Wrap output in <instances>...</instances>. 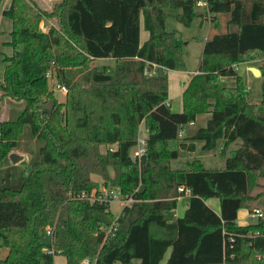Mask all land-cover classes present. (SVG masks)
Listing matches in <instances>:
<instances>
[{"label":"trees","instance_id":"16d2710c","mask_svg":"<svg viewBox=\"0 0 264 264\" xmlns=\"http://www.w3.org/2000/svg\"><path fill=\"white\" fill-rule=\"evenodd\" d=\"M196 1L54 0L46 8L37 0H9L2 9L11 21L3 43L11 50L2 56L0 100L16 101L20 114L0 121V249H7L0 264H54L56 255L65 264L85 258L93 264H160L168 249L166 264H264V214L236 223L238 210L264 194V0H205V16L214 24L220 3L239 2L236 43L201 52L181 111L168 105L167 77L144 74L152 62L186 70L181 45L165 22L171 15L189 25ZM45 19L54 23L44 30ZM141 25L148 32L143 42ZM100 57L114 58L112 68L91 64ZM253 58L260 60L257 103L250 102L236 71ZM48 72L66 87L63 101L50 89ZM229 76L235 77L232 86L222 82ZM49 99L55 104L47 113L38 104ZM202 114H209L205 126L179 136ZM142 124L145 149L133 160L130 149ZM26 127L40 142L38 159L18 179L8 174L16 187L4 186L1 166ZM236 140L241 143L224 168H205L196 158L186 168L170 167L196 142L202 151L224 154ZM92 175L133 202L114 217L110 202L97 199ZM186 193L187 208L176 216L178 198ZM208 198L219 199V214Z\"/></svg>","mask_w":264,"mask_h":264},{"label":"rangeland","instance_id":"374dc122","mask_svg":"<svg viewBox=\"0 0 264 264\" xmlns=\"http://www.w3.org/2000/svg\"><path fill=\"white\" fill-rule=\"evenodd\" d=\"M54 0H37V2L42 6L46 8H50L52 6ZM4 4V0L0 3V80L3 78V72H4V63L2 60V56L4 53H10V47L8 45H4L2 42L3 40L7 39V34L11 28V21L8 17L1 14L2 6ZM197 9V8H196ZM223 10L222 8H220ZM168 12H177L179 9L167 7L166 9ZM223 12H220L218 15V22H224L225 17L222 14ZM166 28L169 30L174 31L176 41L181 45L182 52H183V59L185 61V68L186 70L184 72L182 71H173L168 72L167 74V82H168V98H172L171 100V109L173 111H181L182 110V103L179 95V91L182 89L179 88L180 81H183L185 84L187 83V74L192 75L193 71L197 69L201 51L203 48V43L205 41L204 36L208 32V23L204 22L203 24L198 23V18H193L191 23L189 25H184L179 20L174 18L173 16H167L166 17ZM251 60V59H250ZM249 60V61H250ZM115 61L114 59H109L105 57L95 58L91 61V64H95L98 66V68H101L102 65H108L110 68L114 65ZM162 71V70H161ZM232 84H229L228 82H232ZM242 80L247 86V81L244 75L242 76ZM223 84L226 86H232L235 83V77L229 76L222 79ZM56 84L55 79L49 80V86L50 89H53L54 95L57 98L58 101L64 100V93L59 92L55 89L54 85ZM184 84V86H185ZM178 86V88H177ZM258 88V90L261 88V84L256 83V85H253V88L251 89V92H254V89ZM262 94V91H261ZM21 104V103H20ZM11 105H16V101L9 99V98H2L0 100V115L4 114L6 111L7 117L11 120L17 119L20 114V109L18 107H12ZM194 125L186 124L184 126L185 132L184 135L188 136L191 135L193 132H195L199 127H203L205 125L204 118L202 116L197 117V119L194 122ZM145 125L142 124L139 129V137H146L147 132L145 130ZM195 149L193 152L188 154H181L178 158L171 159L170 160V167L175 168H186L187 162L190 160H193L195 158H198L201 163L204 165L205 168L208 169H220L224 168L225 166V159L228 155H230L233 148H235V144L229 145L224 154H221L219 152V149L210 151L208 153H201L199 148V142L195 143ZM40 145V142L36 141L29 130V127L24 128L20 136L17 140V146L12 150V152L17 153L18 155L23 156L22 159H20L17 163H13L9 157H6L4 159V163L1 166L2 171V177L5 179L3 185L10 186V187H16V181L12 184H9V180L7 181V176L9 173H13L15 177L18 179V176H21L30 170L31 163L38 159V147ZM136 148V145L130 149V154L134 152ZM170 148V147H169ZM106 146H101L100 151L105 152ZM110 175L113 176V170L109 169ZM92 178L97 181V190L101 191L108 188H113L115 190H118L117 187H109L105 186L104 182L101 177L97 175H92ZM14 179L12 178L11 181ZM264 182V180H263ZM120 193V192H119ZM121 194V193H120ZM121 198L119 201L113 200L109 203V209L114 217L119 215L120 210L125 205H130L133 200L131 198H127L125 194H121ZM264 201V198H260L258 200L259 203H262ZM184 203V198L179 200L178 209L177 212L180 211ZM243 210V208H242ZM3 253V249L0 250V257ZM56 264H64L63 257H56ZM132 264H137V261H132Z\"/></svg>","mask_w":264,"mask_h":264},{"label":"crops","instance_id":"0c3cea01","mask_svg":"<svg viewBox=\"0 0 264 264\" xmlns=\"http://www.w3.org/2000/svg\"><path fill=\"white\" fill-rule=\"evenodd\" d=\"M8 2H9V0H4V4L2 6V9L8 4ZM218 8L219 9H217V11H216L217 15H219L220 12H223L222 14L225 17V21L224 22H220V23L217 22V24H214V22H211V20L209 18L210 14H208V16L207 15L205 16L206 1L205 0H197L196 1L195 11L197 12V15L195 16V18H198V23L199 24H203L204 22L208 23V32L204 36L205 41L203 43L204 45H203L202 51L205 48H219V49L223 48L224 49V48H226V46L228 44L230 46H232L231 48H234V46H235V43H236V29H237V23H238V19H239L240 4H239V2L224 3V4L220 3ZM220 8H222L223 10H221ZM50 23H54V20H52V19L42 20L40 25H41L42 29L45 30L47 28L48 24H50ZM147 37H148V32L141 25V27H140V42H143ZM7 38H8V34H7ZM2 42H4V40ZM105 58L114 59V58H111V57H105ZM114 61H115V59H114ZM259 64H260V60L257 59V58H253L250 61L248 60V61L241 62V63L236 65V71L238 72V75H240L241 77L244 75V77L246 78V81L248 83L246 87H247V90H248V93H249V100H250L251 103H257V102H259L261 100V88L259 90H258V88H256V89H254V92H251V89L253 88L254 84L256 85V83H257L260 86L261 79H260V76L257 77V76H254L252 74V72L250 71V66H255V68L259 69ZM169 71L173 72L175 70H167L166 69V71L164 72L165 73L164 75L166 77H167V74H168ZM182 72H184V71H182ZM196 72H197V69L193 71V74H195ZM187 75H188L187 76V82H188V80L190 79L191 75L190 74H187ZM228 83L232 84L233 80H232V82H228ZM184 84L185 83L183 81H180V83H179V88L182 89L181 91H179L180 99H181L182 92H183V90H184V88H185L187 83L185 84V86H184ZM177 88H178V86H177ZM171 100H172V98H168V105L170 106V108H171ZM11 106L12 107H18L16 105H11ZM18 108L20 109V107H18ZM6 112L4 114L0 115V121H2V120H11V119H9L7 117V113ZM200 116H202L204 118V121H205V124H206V122H207V120L209 118V114H202ZM194 122L192 124H189V125H194L195 124ZM183 136H185V135L183 134ZM188 136H190V135H188ZM240 143H241L240 140H236L235 142L231 143V144H235L234 145L235 148H233V149H236L239 146ZM201 145H202V143L199 142L198 146L200 148V152L201 153H208V152H205V151L201 150ZM191 152H193V151H191ZM191 152H188V151H185V150H181L180 153H179V156L181 154H188V153H191ZM196 159H198V158H196ZM263 180H264V176L259 179L261 184H264ZM260 190H261V188H258V189H255L254 192H258ZM182 198H184L183 206L180 209V211L177 212L179 200L182 199ZM260 198H264V194L262 196H260L258 199H256L255 201H253V203L251 204V208H243V210H242V208H240L238 210L237 218H236V223L237 224L245 225V224L254 222L256 220V218H253V217L250 216L251 211L254 210V209H259L264 214V201H262V203H259L258 200ZM206 203L216 213L219 214V212H220V203H219V199L218 198H208V199H206ZM187 204H188V195L186 193L185 195H183V196L178 198L177 207H176V210H175V215L176 216H182L184 211H185V209L187 208ZM1 249H3V253H2L0 259H2L7 254V249L6 248H1ZM169 254H170V249L167 250V252L165 253L163 259L160 262V264H166V261H167V258L169 257ZM56 257H63L64 264L66 263L64 256L56 255L54 257V264H56V260H55ZM136 261H137V264H138V260H136ZM131 264H132V262H131Z\"/></svg>","mask_w":264,"mask_h":264},{"label":"built area","instance_id":"2783aa9c","mask_svg":"<svg viewBox=\"0 0 264 264\" xmlns=\"http://www.w3.org/2000/svg\"><path fill=\"white\" fill-rule=\"evenodd\" d=\"M165 71H166V69L164 68V66L158 65L157 63H154V62L147 63V65L144 68V74L145 75H155V74L164 75ZM47 76L50 79H53L52 73L48 72ZM54 87L56 90H58L59 92H62L64 94L67 91L66 87L57 81H56V84L54 85ZM189 124H192V122ZM184 132H185V128H184V126H182L179 130V136H182L184 134ZM0 135H1V133H0ZM144 149H145V137H139L134 152L130 154L132 159L133 160H139L140 157L142 156L143 152H144ZM178 190L182 191L183 189L181 187H179ZM81 196L83 197L84 193H82ZM94 197H95V195L91 194V196L89 198H90V200H93ZM97 199L99 201L111 202L113 200L119 201L122 198H121V194L117 190H115L113 188H108V189H104L101 191L97 190ZM250 216L253 218H259V217L263 216V213L259 209H255L252 213H250ZM82 264H93V261H90L88 258H85L82 261Z\"/></svg>","mask_w":264,"mask_h":264},{"label":"water","instance_id":"95a60500","mask_svg":"<svg viewBox=\"0 0 264 264\" xmlns=\"http://www.w3.org/2000/svg\"><path fill=\"white\" fill-rule=\"evenodd\" d=\"M250 71L254 76H260V70L258 68H255V66H250ZM55 102L52 99H49L46 103H39L38 107L41 108L42 111L50 112L52 107L54 106ZM8 157L11 159L13 163H17L20 159L23 158V156L18 155L17 153L11 152Z\"/></svg>","mask_w":264,"mask_h":264}]
</instances>
